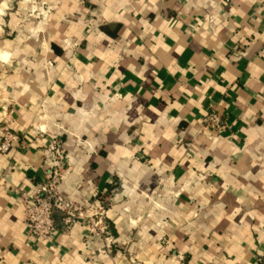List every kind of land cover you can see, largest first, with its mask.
I'll use <instances>...</instances> for the list:
<instances>
[{
  "label": "crops",
  "instance_id": "crops-1",
  "mask_svg": "<svg viewBox=\"0 0 264 264\" xmlns=\"http://www.w3.org/2000/svg\"><path fill=\"white\" fill-rule=\"evenodd\" d=\"M41 2L0 0V264H264V0ZM51 137L108 240L26 232Z\"/></svg>",
  "mask_w": 264,
  "mask_h": 264
},
{
  "label": "built area",
  "instance_id": "built-area-1",
  "mask_svg": "<svg viewBox=\"0 0 264 264\" xmlns=\"http://www.w3.org/2000/svg\"><path fill=\"white\" fill-rule=\"evenodd\" d=\"M28 17L42 19L47 14L46 3L41 0H21ZM202 128L216 133L224 130V124L216 113H209L202 120ZM0 153H6L12 144L18 141L17 135L6 127L0 126ZM48 164L42 181L38 184L34 196H22L23 224L26 232L37 240H48L59 231H69L76 225H83L90 238L108 240L110 232L106 223V208L103 205L83 206L65 198L60 192L64 173L68 169V157L61 142L51 137L44 149Z\"/></svg>",
  "mask_w": 264,
  "mask_h": 264
}]
</instances>
